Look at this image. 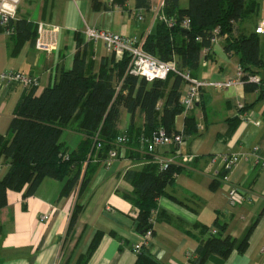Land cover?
<instances>
[{
	"label": "crops",
	"instance_id": "crops-1",
	"mask_svg": "<svg viewBox=\"0 0 264 264\" xmlns=\"http://www.w3.org/2000/svg\"><path fill=\"white\" fill-rule=\"evenodd\" d=\"M161 1L150 0V7L145 10L138 9L135 0H125L123 6L113 0H28L24 8L18 7L16 20L24 19L35 26L38 22L58 26L56 48L38 51L30 41L16 47L14 37L0 32V74L11 70L37 78L39 95L57 81L61 71L71 69L78 39L93 74L103 66L112 67V54L100 41L87 42L84 31L98 28L127 37H146L155 27ZM250 1L256 3L254 13L235 24L236 33L244 36L256 34L257 24L264 20V0ZM179 6L185 9L187 1L181 0ZM256 35L264 60V35ZM238 66V56L227 54L224 39L218 37L207 53L201 52L199 66L190 75L201 81L233 79ZM256 70L264 78V69ZM172 80H168V85ZM185 90L183 84L182 92ZM23 93L17 84H0V135L7 133ZM238 104L246 107L245 120L239 118L243 112H238ZM162 106L163 100L158 102L159 111ZM187 114L194 118L196 132L175 149L156 153L172 158L181 170L165 188L168 196L157 200L153 234L143 249L158 264H191L190 260L197 258L198 247L209 238V230H217L215 237H229L239 243L257 219L243 252L234 248L226 258L208 254L204 264H264V168L256 166L255 158L248 155L254 147L259 148L260 156L264 155V95L257 91L246 93L243 85L227 90L205 89L189 113L175 117L176 132L183 131ZM236 117L238 123L231 130L230 122ZM133 122V128H143L145 124L139 113ZM130 128L131 116L122 108L117 131L124 133ZM84 139L81 133L67 129L60 141L71 153ZM224 154L248 157L224 178ZM145 156L142 149L131 145L121 148L108 166L103 158L94 156V170L81 194L78 186L69 196L56 199L60 182L47 177L32 196L8 191L7 205L0 210V264H76L98 233L101 239L86 264H135L137 253L133 246L141 242V234L133 224L136 209L124 199L133 190L125 175L142 169ZM7 170L8 164L1 158L0 179ZM233 187L246 198L235 207L226 199ZM75 205L82 209L67 235ZM44 215L48 216L47 221H41ZM216 224L223 230L219 231Z\"/></svg>",
	"mask_w": 264,
	"mask_h": 264
},
{
	"label": "trees",
	"instance_id": "trees-1",
	"mask_svg": "<svg viewBox=\"0 0 264 264\" xmlns=\"http://www.w3.org/2000/svg\"><path fill=\"white\" fill-rule=\"evenodd\" d=\"M163 1L162 13L167 18L175 19L177 24L170 28L157 20L153 31L144 39L142 48L146 53L163 62L175 60L180 71L190 73L198 68L201 52L210 49L214 31L218 29V36L224 39L225 52L239 58V66L245 74L242 78L244 91L249 93L258 90V86L248 80V76L257 75L256 69H264L258 36H244L235 31L237 22L254 13V1L186 0L185 9L179 6L181 0ZM124 2L113 0L120 6ZM135 2L138 9L148 10L150 7V0ZM183 19L190 21L188 30L180 27ZM8 27L14 30L9 37L16 39V47L26 41L35 42L37 27L27 20H10ZM0 32L4 33V29L0 28ZM129 61L127 54L121 59L112 56V67L103 66L98 73L93 74L86 64L82 43L78 39L70 70L61 71L57 81L39 95H36L35 88L23 93L15 106L7 133L0 135V159L8 164L7 173L0 179V210L7 205L8 191L23 192L24 197L32 196L46 177L60 182L56 199L69 196L78 186L81 194L94 170V156L105 160L120 134L128 137V146L139 149L138 138L141 135L150 136L159 128L167 134L178 133L174 129V119L183 113L179 99L184 81L180 76L169 74L165 80L147 82L142 77L127 73ZM171 78L172 83L168 85ZM161 100L163 106L159 111L157 105ZM122 108L130 114L132 128L119 133L117 124ZM137 113L144 118L143 128H133ZM238 120L236 117L230 122L231 130H234ZM67 129L85 137L71 153L63 148L60 141ZM195 132V120L187 114L182 134L187 137ZM97 142L101 143V148L96 151ZM65 155L68 160H64ZM144 158L146 163L142 169L128 171L125 175L133 190L124 199L138 212L133 224L140 234L150 227L148 220L151 212L156 211L157 200L168 196L165 188L181 170L175 163L162 169L152 155L147 154ZM226 174L227 171H224L222 177ZM215 185L214 182L212 188ZM81 209L79 205L74 206L67 235L73 229ZM256 222L257 219L239 243L229 237H215L208 231L209 238L198 247L197 258L190 260V263L204 264L208 254L226 258L234 248L243 252ZM215 227L219 231L223 230L217 224ZM101 236L100 233L94 236L87 253L78 258L76 264H86ZM135 264L158 263L146 249H142L137 253Z\"/></svg>",
	"mask_w": 264,
	"mask_h": 264
},
{
	"label": "built area",
	"instance_id": "built-area-1",
	"mask_svg": "<svg viewBox=\"0 0 264 264\" xmlns=\"http://www.w3.org/2000/svg\"><path fill=\"white\" fill-rule=\"evenodd\" d=\"M19 0H0V28L4 29V34L7 36L11 35L14 30L9 28L8 24L10 20H14V7L17 5ZM4 5H8L5 8ZM164 1L162 0L157 10V20L165 23L167 27L173 28L177 22L175 19L167 18L163 13L162 9ZM138 20H141L140 17ZM37 37L34 42V47L38 51L50 52L55 50L57 42V34L60 28L55 25H49L43 22H38L37 25ZM180 27L184 30L190 28V21L183 19L180 22ZM256 34L264 35V20H261L256 28ZM219 34V30L214 31L215 37L211 40V44L215 43ZM83 37L87 42L103 43L105 49L112 54L116 59H121L123 55H128L130 58L127 73L133 76L142 77L147 82L153 80H165L169 74L180 76L186 84V90L182 92L179 103L183 109V113H189L195 105L199 102L200 96L203 90H227L236 85H243L242 78L245 76L240 66L237 68L236 77L233 79L226 80H197L191 77L187 71H180L177 68L175 60L163 62L157 58L146 53L142 46L144 43L145 36H122L117 33H112L104 29L98 28H87ZM209 49H204L203 52L207 53ZM248 80L258 86L257 92L264 94V78L259 75L248 76ZM0 84L4 87H8L12 84L19 85L24 92L31 90L32 88L37 89L39 87V81L35 77L25 75L17 71H5L0 74ZM238 112H243L239 115L241 120H245L244 105H237ZM258 125L259 122H256ZM185 136L182 132L167 134L162 128L153 132L150 136L141 135L138 138L139 148L142 149L146 154L152 155L155 161L160 165L162 169L166 168L167 165L173 164L172 158H164L156 155L157 151L169 149L171 147H178L184 140ZM128 137L125 134H120L116 137L112 144V148L107 153V157L104 163L108 166L110 162L117 158L118 151L125 147L128 143ZM101 148V143L97 142L95 150ZM255 158V164L258 167L264 168V155L260 156L259 148L254 147L248 154ZM248 155L238 154H224L222 155L223 171L230 172L241 160L246 159ZM64 160H68V156H64ZM225 178V176H224ZM227 202L230 206L235 207L241 205L245 200V196L238 188H231L226 194ZM137 210L135 212V218L137 216ZM156 211H152L148 220L149 228L141 235V242L133 246V250L139 253L143 247L147 245L153 234L154 217ZM48 216L44 215L41 217V221H47ZM211 235L217 234L216 229L209 230Z\"/></svg>",
	"mask_w": 264,
	"mask_h": 264
},
{
	"label": "rangeland",
	"instance_id": "rangeland-1",
	"mask_svg": "<svg viewBox=\"0 0 264 264\" xmlns=\"http://www.w3.org/2000/svg\"><path fill=\"white\" fill-rule=\"evenodd\" d=\"M27 1H28V0H19L18 4L15 5V7H14V15H13V17H14V21H15L16 18H17L18 7H20L21 9L24 8L25 5L27 4ZM256 109H257V107H256Z\"/></svg>",
	"mask_w": 264,
	"mask_h": 264
},
{
	"label": "clouds",
	"instance_id": "clouds-1",
	"mask_svg": "<svg viewBox=\"0 0 264 264\" xmlns=\"http://www.w3.org/2000/svg\"><path fill=\"white\" fill-rule=\"evenodd\" d=\"M5 8H8L9 6L8 5H4Z\"/></svg>",
	"mask_w": 264,
	"mask_h": 264
},
{
	"label": "water",
	"instance_id": "water-1",
	"mask_svg": "<svg viewBox=\"0 0 264 264\" xmlns=\"http://www.w3.org/2000/svg\"><path fill=\"white\" fill-rule=\"evenodd\" d=\"M185 32H187V31H185ZM143 233H144V232H143ZM143 233H142V234H143ZM142 234H141V235H142Z\"/></svg>",
	"mask_w": 264,
	"mask_h": 264
}]
</instances>
